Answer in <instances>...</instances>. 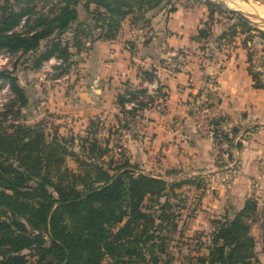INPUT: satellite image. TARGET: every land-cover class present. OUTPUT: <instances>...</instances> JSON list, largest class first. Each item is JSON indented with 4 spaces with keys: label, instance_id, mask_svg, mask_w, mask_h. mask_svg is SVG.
<instances>
[{
    "label": "trees",
    "instance_id": "obj_1",
    "mask_svg": "<svg viewBox=\"0 0 264 264\" xmlns=\"http://www.w3.org/2000/svg\"><path fill=\"white\" fill-rule=\"evenodd\" d=\"M40 1L50 4L46 14L35 10ZM172 1L0 0V53L19 55V59L25 58L22 64L34 68L53 59L64 64L85 50V42L93 40V31L99 30L97 38H112L118 22L126 17L131 18L133 27L147 28L148 14L173 12L169 7ZM79 8L89 15L90 24L78 23ZM68 34L85 39L80 42L73 37L68 42L62 38ZM261 35L264 38V33ZM209 36L208 30L201 29L197 38ZM15 71H0V81L8 85L11 94L10 104L0 112V264H28L24 252L36 258V264H145L146 255L151 264H158L156 246L154 253L153 247L145 246L148 239L144 234L153 221L141 212L140 205L146 197L159 199L169 187L179 185L134 175L123 158L116 165L111 149L100 145L96 135L76 143L72 137H58L57 141L54 134L48 141L43 130L38 131L41 125H24L30 118L29 105ZM248 73L254 88L264 90L249 69ZM143 75L148 82L154 79L147 72ZM138 97L145 98L144 89L127 92L118 102L121 113L134 115L138 109L127 111L125 106ZM145 106L140 103L141 109ZM5 120L9 127L2 132ZM229 132L224 139L231 146L238 130ZM235 148L239 150L241 144ZM65 158H73L84 169L83 174H67ZM256 212V203L247 199L232 218L224 215L211 221L207 256L197 258L196 264H259L250 236ZM105 258L111 262L105 263ZM135 258L138 260L133 261Z\"/></svg>",
    "mask_w": 264,
    "mask_h": 264
},
{
    "label": "crops",
    "instance_id": "obj_2",
    "mask_svg": "<svg viewBox=\"0 0 264 264\" xmlns=\"http://www.w3.org/2000/svg\"><path fill=\"white\" fill-rule=\"evenodd\" d=\"M172 4L171 13L148 14L147 28L133 27L126 17L118 22L112 38H97L99 30L93 31V40L73 57L76 72L61 76L64 89L49 87L52 80L46 77L36 89L24 87L29 109L41 106L70 122L71 128L99 121L107 128L102 138L112 150L110 155L121 148L118 157L135 173L179 189L193 186L200 195L199 219L231 216L251 197L258 200V208H264V90L254 88L246 55L237 44L233 47L217 39L225 32L221 26H213L210 37L197 38L210 15L206 3ZM78 15V23L90 24L82 8ZM148 67L156 69L159 91L134 115L121 113L118 102L127 92L152 85L143 75ZM192 98L210 105L220 129L248 131L233 162L232 156L216 159L197 130L188 107ZM257 223L251 231L264 239V216ZM255 252L264 264V241L256 244Z\"/></svg>",
    "mask_w": 264,
    "mask_h": 264
},
{
    "label": "rangeland",
    "instance_id": "obj_3",
    "mask_svg": "<svg viewBox=\"0 0 264 264\" xmlns=\"http://www.w3.org/2000/svg\"><path fill=\"white\" fill-rule=\"evenodd\" d=\"M223 1H225V4L227 2V6L229 4L231 9L244 8L249 12L256 11L264 15V0ZM246 1H248V3ZM174 2L175 0L170 2L169 7H173L172 3ZM36 5L37 7L35 10L39 11L42 14H46L48 8L50 7V4L44 5V3L41 1L37 2ZM209 13L210 15L208 16L206 23L203 24L202 29L204 31L208 30L211 35L210 29L213 26H221V29L225 30L224 34H226L223 39L224 43L229 46L232 45L233 47L234 44H237L241 51H243L246 55L248 69L251 71L252 75L255 76L256 80L260 84L264 85V38L261 35V33H264V30L255 25L253 20H247L245 22V25L244 23L239 21L236 16L228 15L217 7H214V9L210 8ZM66 37L68 39H66ZM73 37H76V34H68L63 36L62 38H64V40H67L68 42H71L70 40ZM76 39L81 42L85 38L83 35H78ZM198 49L200 48L196 49L197 52L199 51ZM202 49H208V47L206 46V48ZM71 51L73 53L75 52L74 49ZM200 52L201 51H199V53ZM73 57L69 58L64 64L61 63L58 65L57 63L59 60L53 59L51 60V63L46 62L40 65L41 67L38 66L37 68H34L33 65L30 63H24V67V64L22 63L25 58L19 59L18 56H11V58L8 59L4 66L0 67V71H8L7 69L15 68V75L19 79L18 85L23 90L25 89V86L26 89L30 87H38L41 78L44 79L45 77L47 80H57V82L55 83H51V81L50 84H48L49 87L57 86L60 89H64V84L66 83V81L60 80L61 76L76 72V62H74ZM10 99L11 97L6 90H0V112H2L5 105L10 104ZM14 105L15 108H17V104ZM27 112L29 115H33L35 119L30 120L29 118H27V120L29 121H27L24 125L30 127H37L38 125H41L38 131L42 129L43 133H45V135L47 136L48 141L51 140L54 134L57 135V141H59L58 137H63V139L66 140H68L69 137H72L73 140H76L77 138V141L84 140L86 138L88 140H91L94 135H96L99 144L102 145L104 143L102 137L104 131L106 132L107 128L102 127L103 124H100L99 121L98 124L92 121V124H89L86 128H77L76 126L71 128L70 122L66 121L65 119H62L61 117H59V115L48 113L47 111L43 110L41 106L35 107L34 109L30 108L29 110H27ZM6 127H9V124L5 120L1 126L2 132L5 131ZM221 130L223 129L221 128ZM8 131H10V129L7 130V132ZM245 133H248V131L245 130ZM228 134H230V132ZM244 138L242 139V141L245 140ZM53 139L54 138H52V140ZM104 139H106V136L104 137ZM238 143L241 144V142ZM113 145L116 146L117 144ZM74 149V151L78 153V146H75ZM229 151V155H232L233 147ZM112 159L114 162H116V165L122 163L120 162V158L118 157V155L116 156L113 153ZM227 159L229 158L227 157ZM64 167L69 172L67 174H70V172H72L74 175H81L84 171L83 168L78 166V164L73 158H65ZM133 174L136 175L138 173ZM63 182L65 183V180ZM199 196L200 195L198 191L193 188V186L190 188L180 189L176 187H169L166 190L164 196H162L161 198L154 199V197H146L142 201L140 205L141 212L150 216L153 221L152 225H147V234H144V236L148 239L145 246L153 247L150 248L153 253L154 245L156 246L155 250H157V252L159 253L158 264H196L197 258L207 256L206 248L210 243V235L212 232L211 221L220 219L223 216H215L212 219L207 216L202 219H199L198 214L196 213L198 212L197 200ZM251 199L257 205L256 215L253 221H250V236L254 240L255 251L256 244L261 245L264 239H262V237H258V235H255L256 232H252L251 230L255 224H258L260 222L259 221L257 223V221L260 220L262 216H264V208H258L259 202L256 198L251 197ZM226 212L228 213L229 210H226ZM230 218H232V216ZM124 223L125 221L122 224L118 225V228L121 227ZM138 231H140V229ZM23 255L27 256L28 264H36L37 259L33 257H28V252H24ZM145 259V264H151L152 259H149L147 255L145 256ZM136 260L138 259L135 258L133 261ZM104 261L106 263L109 260L108 258H105ZM257 261L259 264H261L258 258Z\"/></svg>",
    "mask_w": 264,
    "mask_h": 264
},
{
    "label": "built area",
    "instance_id": "obj_4",
    "mask_svg": "<svg viewBox=\"0 0 264 264\" xmlns=\"http://www.w3.org/2000/svg\"><path fill=\"white\" fill-rule=\"evenodd\" d=\"M148 38H151L153 36V33L151 31H148L147 33ZM11 56H18L19 55H12L9 53H0V67L4 66L5 63L8 61ZM176 59L178 63H182L183 59L181 57H177ZM52 61L50 60L49 63ZM62 61H58V65L61 64ZM9 72H11L13 69H7ZM148 74H151L154 79L151 81L152 85L147 86L145 90V98L144 97H138L135 101L132 103L126 104L125 109L127 111H130L132 109H138L140 103L141 104H149L152 98L156 95V93L159 91L158 84L156 82V69L153 67H148L146 68V71ZM212 88V83H206ZM155 86V87H154ZM6 90L10 97L11 94L9 92V87L7 84H4L0 81V90ZM128 98V96H127ZM189 110L191 112L192 119L194 120L195 126L197 130L200 132L202 136H204L208 142L210 143L214 156L216 159L221 160L222 158H227L228 155L230 154L231 148L233 147V158L234 155L236 154L237 150L235 148L236 144L238 142L242 143V139L247 135L245 131H242L240 133H237L235 137L232 140L231 146L225 141L224 136L228 135V133L224 130H221L218 123L216 122V115L214 114L213 110L211 109L210 105L201 98H192L189 103H188ZM96 123V122H94ZM216 123V124H215ZM98 124V122L96 123ZM244 136V137H243ZM243 137V138H242ZM229 145V146H228ZM226 148V149H225ZM116 155L122 154L121 148H116L115 149ZM231 155V156H232ZM225 158V159H226ZM232 158V162L233 159ZM235 164V163H234Z\"/></svg>",
    "mask_w": 264,
    "mask_h": 264
},
{
    "label": "water",
    "instance_id": "obj_5",
    "mask_svg": "<svg viewBox=\"0 0 264 264\" xmlns=\"http://www.w3.org/2000/svg\"><path fill=\"white\" fill-rule=\"evenodd\" d=\"M195 1H200L206 4H209L213 7H217L221 9L224 13L228 15H234L238 18H241L245 21L247 20H258L264 25V15L259 13V12H244L239 9H231L229 8L223 0H195ZM248 3V1H246Z\"/></svg>",
    "mask_w": 264,
    "mask_h": 264
},
{
    "label": "bare ground",
    "instance_id": "obj_6",
    "mask_svg": "<svg viewBox=\"0 0 264 264\" xmlns=\"http://www.w3.org/2000/svg\"><path fill=\"white\" fill-rule=\"evenodd\" d=\"M225 2V1H224ZM226 5H227V2H226ZM228 6H229V4H228ZM229 8H230V6H229ZM239 10H242V11H244V12H249L248 10H245L244 8H238ZM252 22V21H251ZM253 22H254V24L255 25H257L259 28H261V29H263L264 30V25L261 23V22H259L258 20H256V19H254L253 20ZM256 26V27H257Z\"/></svg>",
    "mask_w": 264,
    "mask_h": 264
}]
</instances>
